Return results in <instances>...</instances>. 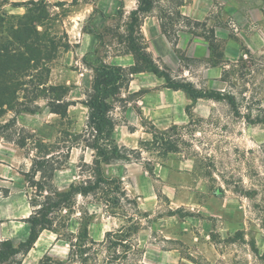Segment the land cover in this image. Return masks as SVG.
Listing matches in <instances>:
<instances>
[{
	"label": "rangeland",
	"instance_id": "374dc122",
	"mask_svg": "<svg viewBox=\"0 0 264 264\" xmlns=\"http://www.w3.org/2000/svg\"><path fill=\"white\" fill-rule=\"evenodd\" d=\"M120 1L0 0V90L7 86L13 100L0 122L21 106L35 109L0 133V240L17 245L27 237L25 218L43 201L31 184L64 191L93 179L82 102L94 67L133 65L128 25L137 0ZM131 24L173 83L232 95L234 108L225 99L192 100L149 71L131 74L111 99L116 148L100 164L121 193L76 195L27 253L1 264H80L72 244L86 217V264H264V0H158ZM51 98L70 103L65 115L49 109ZM45 153L59 168L42 181L31 159ZM214 195L233 204L235 245L213 233L217 217L200 222V205ZM113 196H120L115 207ZM210 227L223 244L221 260L199 247L198 235Z\"/></svg>",
	"mask_w": 264,
	"mask_h": 264
},
{
	"label": "trees",
	"instance_id": "16d2710c",
	"mask_svg": "<svg viewBox=\"0 0 264 264\" xmlns=\"http://www.w3.org/2000/svg\"><path fill=\"white\" fill-rule=\"evenodd\" d=\"M158 0H137L136 7L129 13L130 23L128 25V46L129 51L133 56V65L120 66L114 64L104 63L102 61L97 62L94 67V75L91 82V87L86 95V99L83 100V104L88 110L87 126L90 129L91 141L87 144L93 151V167L94 176L92 180L85 181L80 184H69L68 188L64 191H59L53 184H42L43 182L36 181L31 184V187L35 189L36 196H42L43 201L33 205V210L25 218V222L29 225V231L27 237L20 241L17 245H14L10 240H0V264L5 263L7 260L17 254L27 253L33 246L37 239L38 233L41 229L50 228L54 222V213L58 212L62 207L70 203L76 196H86L97 190L102 192H115L120 190V186L117 184V180L109 179L104 176L100 164L109 159L110 153L116 148L112 144L111 133L114 129V122L110 116L112 109L111 99L116 95L120 89L128 84L130 75L136 72L149 71L158 77H162L167 86L173 89H181L189 98L195 100L197 98H214L225 99L227 103L234 108L235 100L232 95H224L216 91L202 92L196 90L190 85L173 83L168 72L159 69V66L154 62L151 55L143 46L142 42L136 41L133 34V26L131 23H140V19L143 13L151 10L154 4H157ZM122 5V0L120 1ZM162 17L159 16L160 26L163 28ZM139 33V31H138ZM140 38V34H139ZM3 71L7 69L5 61ZM5 77V76H3ZM2 77V78H3ZM6 85L7 79H1ZM7 86H3L0 90V114L4 112L3 105L10 107L12 105V92L6 89ZM50 90H54V86H50ZM69 102H54L51 98L47 101L49 109L61 115H65ZM9 109H13L12 106ZM22 111H35V109H28L21 106L16 109L14 115L6 122H0V133L4 129L11 128L15 125L16 115ZM41 158V159H40ZM44 165L46 168H43ZM59 164L58 158L51 156L50 153L40 155L39 159H31V169L34 171V175L38 172L41 174L42 181L47 176L48 171H51L49 177L51 178L54 170H56ZM108 183H114L112 187L106 186ZM42 192H48L49 195H44ZM121 193V192H119ZM124 195V193H123ZM120 200V196L111 197L112 206H117ZM104 201H109L108 198ZM88 217L80 225V229L77 234L76 243L72 246H78L80 255V264H86L87 258L82 256L84 251V245L88 239Z\"/></svg>",
	"mask_w": 264,
	"mask_h": 264
},
{
	"label": "crops",
	"instance_id": "0c3cea01",
	"mask_svg": "<svg viewBox=\"0 0 264 264\" xmlns=\"http://www.w3.org/2000/svg\"><path fill=\"white\" fill-rule=\"evenodd\" d=\"M117 1V0H115ZM125 0H123L124 2ZM83 4L85 5V7H87L88 3L83 2ZM80 4H77V6ZM103 10V9H101ZM116 65V64H114ZM8 168L10 169V173H12V171L14 169H12L11 166H8ZM2 172V168H0V173ZM185 174H190L188 171ZM173 189H176L177 184H169ZM233 204H231L230 202H226L225 199L221 196H212L210 198H208L207 201H205L202 205H200V208L203 209L198 210L200 211L202 217H199L200 222L203 223L205 222H209V219L207 218L208 215H212L213 217H217L219 220V224L216 226L215 230L213 229V233H215V236H218L219 239H223L224 238H230L228 245H235L236 242L234 240H231V237H233V235L235 233H237L238 231V225L236 223V220L234 219V208L232 206ZM188 219L194 218L191 215L187 216ZM189 221V220H188ZM192 229L189 230V234ZM211 227L208 230L207 228H202V231L200 232L201 234H199V238H198V244L200 249L205 252V253H214V258L213 260H221L222 257H224V250L219 249L223 247L222 243H214L213 239H212V235H211ZM242 233V232H241ZM249 232L246 231L244 232V238L247 239V237H249ZM196 236V238L198 237ZM222 240V241H223ZM228 241V240H227ZM262 238L258 239L257 242H261ZM227 244L224 245V248H227L228 246ZM219 246V247H218ZM257 247H259V244H257ZM208 259H210L208 256H206Z\"/></svg>",
	"mask_w": 264,
	"mask_h": 264
}]
</instances>
